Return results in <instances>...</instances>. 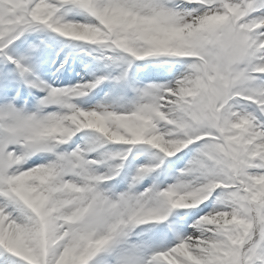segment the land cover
Wrapping results in <instances>:
<instances>
[{
  "label": "snow or ice",
  "instance_id": "snow-or-ice-1",
  "mask_svg": "<svg viewBox=\"0 0 264 264\" xmlns=\"http://www.w3.org/2000/svg\"><path fill=\"white\" fill-rule=\"evenodd\" d=\"M0 264H264V0H0Z\"/></svg>",
  "mask_w": 264,
  "mask_h": 264
}]
</instances>
